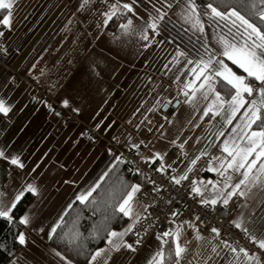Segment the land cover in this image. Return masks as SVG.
Wrapping results in <instances>:
<instances>
[{
	"label": "snow or ice",
	"instance_id": "obj_1",
	"mask_svg": "<svg viewBox=\"0 0 264 264\" xmlns=\"http://www.w3.org/2000/svg\"><path fill=\"white\" fill-rule=\"evenodd\" d=\"M22 2L0 0V63L9 68L5 45L26 19ZM62 15L57 70L46 83L51 102L31 93L25 100L17 77L27 68L0 74V261L264 264V0H67ZM129 56L159 65L148 111L163 108L164 122L139 141L115 121L82 131L108 163L97 182L64 199L72 182L46 181L3 132L33 103L65 121L80 117L105 85L111 91ZM121 167L132 180L121 181L110 211L99 224L84 217L96 211L98 181ZM49 206H58L55 215ZM84 219L92 221L87 236ZM36 249L38 257L28 255Z\"/></svg>",
	"mask_w": 264,
	"mask_h": 264
},
{
	"label": "crops",
	"instance_id": "obj_2",
	"mask_svg": "<svg viewBox=\"0 0 264 264\" xmlns=\"http://www.w3.org/2000/svg\"><path fill=\"white\" fill-rule=\"evenodd\" d=\"M66 3L67 0L22 2L20 16L26 19L16 25L5 45L12 46L11 67L1 66L0 74L24 72L26 68L28 69L27 73L17 77V82L25 93V100L28 93L33 95L34 92L32 83L36 81L32 79L33 75L44 81V85L48 77L55 78L57 69L53 67V63L59 54L58 49L62 46V28L66 23L62 12ZM153 59V56L147 59L144 57L133 59L129 56L131 62H126V71L119 76L118 81L113 79L108 82L112 85L111 91L108 92V85H105V88L89 102V106L76 124L67 126L65 120L50 115L41 104L33 103L4 130L3 135L14 139L17 146L26 150L29 165L33 162L40 164L38 171L44 172L43 178L46 181L65 179L72 182L65 185L66 194L63 198L67 199L73 191L83 190L97 182V178L108 163L100 146H93L87 138L81 136V132L87 127L92 128L100 121L104 124L115 121V130L124 133L125 136L132 134L139 141L152 139L148 129L164 122L163 108L154 112L148 111L156 102V91H159L158 88L153 91V84L149 82V78L156 81L160 75L157 71L158 64L149 66ZM31 65H35V68ZM41 69L44 76L40 74ZM175 94L173 88L168 98L171 99ZM97 139L107 140V136ZM45 153L47 155H44ZM174 158L171 156L169 163ZM55 207L58 206H49L46 211L55 215ZM204 235L208 237L209 234ZM189 247L195 252L197 245L193 241ZM28 255L38 257L39 249ZM193 264H196L194 259Z\"/></svg>",
	"mask_w": 264,
	"mask_h": 264
},
{
	"label": "trees",
	"instance_id": "obj_3",
	"mask_svg": "<svg viewBox=\"0 0 264 264\" xmlns=\"http://www.w3.org/2000/svg\"><path fill=\"white\" fill-rule=\"evenodd\" d=\"M122 180H132L131 175L123 167H121V169L119 170L113 171L108 176H106L104 180L100 183V187L96 190V192L93 193V199L97 201L96 205L93 206L96 209L95 213L93 214L92 211L85 210L82 215L84 217L91 216L92 220L99 224L103 220L105 215L110 211V209L107 208V203L115 200L122 194ZM74 214L75 213H73V215ZM91 227V220L84 219L81 221V231H83L86 236L88 235V230L91 229ZM2 228L3 226L0 225V229ZM4 234V231H0V237H3ZM89 246L94 247L95 245L91 241H89ZM0 264H3V262L0 261Z\"/></svg>",
	"mask_w": 264,
	"mask_h": 264
},
{
	"label": "built area",
	"instance_id": "obj_4",
	"mask_svg": "<svg viewBox=\"0 0 264 264\" xmlns=\"http://www.w3.org/2000/svg\"><path fill=\"white\" fill-rule=\"evenodd\" d=\"M3 66V63H0V67ZM34 92L33 95L35 96L36 100H49V102H51L54 98L49 94L48 89L46 87V85H42L41 83H32ZM57 110L59 111V107H57ZM79 121V117H76L73 114V117L70 121H65V124L67 126H72L74 124H76ZM89 129H91L90 127H87L84 131L87 132V135H93V132L88 131ZM87 135L83 136L85 138H87ZM204 175V174H202ZM180 218H184L186 219V216H182ZM161 220L164 222L165 226H167V222L164 220L163 216L161 217ZM245 244H247V242H244Z\"/></svg>",
	"mask_w": 264,
	"mask_h": 264
},
{
	"label": "rangeland",
	"instance_id": "obj_5",
	"mask_svg": "<svg viewBox=\"0 0 264 264\" xmlns=\"http://www.w3.org/2000/svg\"><path fill=\"white\" fill-rule=\"evenodd\" d=\"M181 220H183V218H180ZM185 230L187 231V226L185 225Z\"/></svg>",
	"mask_w": 264,
	"mask_h": 264
},
{
	"label": "water",
	"instance_id": "obj_6",
	"mask_svg": "<svg viewBox=\"0 0 264 264\" xmlns=\"http://www.w3.org/2000/svg\"><path fill=\"white\" fill-rule=\"evenodd\" d=\"M169 110H171V109H169Z\"/></svg>",
	"mask_w": 264,
	"mask_h": 264
}]
</instances>
